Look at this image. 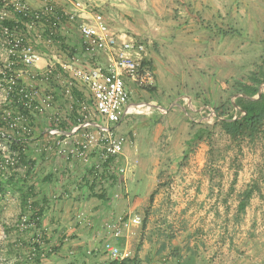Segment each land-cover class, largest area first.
Listing matches in <instances>:
<instances>
[{"label": "crops", "instance_id": "obj_1", "mask_svg": "<svg viewBox=\"0 0 264 264\" xmlns=\"http://www.w3.org/2000/svg\"><path fill=\"white\" fill-rule=\"evenodd\" d=\"M26 1L34 10L42 6L40 0ZM75 1L103 15L113 32L145 46L141 67L152 70L154 83L150 90L140 89L124 75L128 106L151 101L167 113L123 116L114 127L122 154L95 177L99 148L87 160H66L38 146L56 117L70 128L73 119L89 121L93 130L108 128L88 89L74 83L66 94L70 75L63 71L60 80L49 83L21 78L27 87L55 95L47 108L36 104L27 144V179L44 201L46 255L39 264H114L106 243L135 264H264V140L243 144L232 185L235 152L212 165L207 141L197 139L213 124L210 113L225 105L237 80L255 69L264 13L243 12L242 0H55L64 9ZM79 24L61 26L58 47L38 48L77 68L107 66L105 54L92 58L83 51ZM253 183L260 191L238 215L240 196ZM15 194L14 200L0 202V229L14 225L22 213ZM126 215L140 216L142 225L123 237L105 229L106 222ZM16 237L11 234L9 241ZM7 243L0 261L14 264Z\"/></svg>", "mask_w": 264, "mask_h": 264}, {"label": "built area", "instance_id": "obj_2", "mask_svg": "<svg viewBox=\"0 0 264 264\" xmlns=\"http://www.w3.org/2000/svg\"><path fill=\"white\" fill-rule=\"evenodd\" d=\"M42 6L38 10L30 7L26 0H0V188L4 181L14 177H27L30 169L28 162L22 161L20 146L13 148L12 137L23 139V145L32 138L31 117L37 110L49 107L55 100L53 92L41 94L35 87H27L21 83L26 76L31 80H42L49 83L52 79H61V71L70 75L66 94L71 95L74 83L85 86L91 94L97 115L109 126L104 131L91 129L87 120H79L68 131L61 129L60 118L53 120L48 126L45 142L39 144V151L53 153L66 160H87L95 149H100V159L93 166V175L100 177L112 168V161L117 160L123 151V141L114 132L125 115H152L155 112L167 113L154 102L131 105L126 89L124 75L139 86H152L154 74L150 69L142 70V55L145 46L135 40L128 39L125 34L113 32L99 13H92L89 5L75 1L71 9L56 5L55 0H40ZM10 20L12 27L3 25ZM79 21V32L83 51L89 57H97L103 53L108 59L107 66L89 69L75 67L72 61H60L57 55L49 58V53L42 52L38 46L52 49L61 43V26L65 22ZM47 60L44 68L34 70ZM185 104L187 99H184ZM211 121L216 114L210 113ZM121 172H125L122 168ZM16 194L12 191L0 190V202L12 201ZM31 201L25 213H21L15 225L20 233L31 232L32 241L42 249L41 258L46 253L45 236L41 228H36L32 220ZM138 215H126L106 222L105 229L114 237H123L133 228L142 225ZM4 225L0 229V246L10 240ZM105 251L114 261L124 260L120 248L106 243ZM36 251L30 248L26 258L18 257L14 264H33ZM0 264L1 263L0 261Z\"/></svg>", "mask_w": 264, "mask_h": 264}, {"label": "trees", "instance_id": "obj_3", "mask_svg": "<svg viewBox=\"0 0 264 264\" xmlns=\"http://www.w3.org/2000/svg\"><path fill=\"white\" fill-rule=\"evenodd\" d=\"M3 25L12 27L13 22L6 20ZM261 54L258 63H255V69L245 77L237 80L233 86V91L225 105L220 108L214 109L216 118L212 125H206L205 129L201 131L198 140H205L209 146L210 164L217 162L218 159L224 158L230 152H235L233 164L235 166L234 178L232 185L237 182L238 171L240 166L237 160L243 154V144L256 145L264 140V41L259 43ZM145 63H143V66ZM146 66V65H145ZM238 95L234 99V96ZM1 114V113H0ZM33 116V115H32ZM77 120L73 119V123ZM61 129L68 131L70 129L67 125H60ZM12 147L20 146L22 161L27 162L28 147L23 145V139L20 137L10 138ZM1 162V156H0ZM27 173L26 176H28ZM1 191L10 190L18 193L21 203L22 211L25 213L29 202L32 205V220H34L36 228H41L42 218L44 216V201L38 199L35 193V187L30 185L27 177L17 175L7 181L2 182ZM259 184L253 183L248 187L240 196V203L238 207V215L245 213L250 199L259 192ZM6 232L11 237V234H16L17 237L14 241H8L7 248L13 255L26 258V253L30 248H34L36 258L33 264L41 262L42 249L32 241V237L26 239L24 235L31 236L32 231L28 233H20L17 226H6ZM3 246H0V250ZM21 264V263H18ZM114 264H135L132 260L115 261Z\"/></svg>", "mask_w": 264, "mask_h": 264}, {"label": "rangeland", "instance_id": "obj_4", "mask_svg": "<svg viewBox=\"0 0 264 264\" xmlns=\"http://www.w3.org/2000/svg\"><path fill=\"white\" fill-rule=\"evenodd\" d=\"M242 11L244 12L246 9L248 12H250V15H254L255 13H264V0H242ZM246 6V7H245ZM61 39H62V35H61ZM62 42V40H61ZM58 45H56V47H58ZM103 61H100V63H102ZM138 85V84H137ZM140 89H144V90H150L152 88V86H139Z\"/></svg>", "mask_w": 264, "mask_h": 264}]
</instances>
